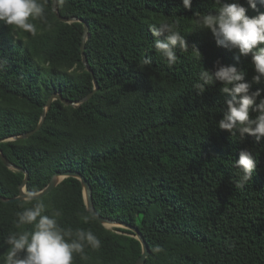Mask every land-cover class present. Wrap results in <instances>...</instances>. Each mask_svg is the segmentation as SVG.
Here are the masks:
<instances>
[{"label": "trees", "instance_id": "16d2710c", "mask_svg": "<svg viewBox=\"0 0 264 264\" xmlns=\"http://www.w3.org/2000/svg\"><path fill=\"white\" fill-rule=\"evenodd\" d=\"M65 16L87 22L85 52L94 72L85 67L83 23L60 21L52 0H38L43 18L31 20L36 35L0 22V139L34 129L54 92L76 101L55 99L33 135L0 142L2 152L29 172L27 191H39L56 171L78 170L93 188L96 210L138 227L150 248L146 264H264V141L231 137L217 127L225 95L216 82L203 94L194 85L199 72L219 64L255 71L251 55L216 44L210 30L195 27L196 12H215L214 0H66ZM248 7L247 0H226ZM264 12L249 7L248 15ZM176 25L191 49L177 48L171 67L155 53L152 25ZM163 39V37H161ZM145 57L150 65H143ZM264 88V82L252 91ZM247 149L258 161L253 180L235 187L233 162ZM25 173L0 158V194L20 192ZM46 213L61 211V227L91 230L101 241L74 254L73 264H136L142 254L134 231L107 228L86 208L81 181L64 179L40 198ZM25 200H0V255ZM87 215L85 224L82 216ZM30 225L22 230H30Z\"/></svg>", "mask_w": 264, "mask_h": 264}, {"label": "clouds", "instance_id": "9594fccd", "mask_svg": "<svg viewBox=\"0 0 264 264\" xmlns=\"http://www.w3.org/2000/svg\"><path fill=\"white\" fill-rule=\"evenodd\" d=\"M185 9H191L193 0H181ZM218 5L215 12H196L195 27L198 30H210L218 46L229 50H237L236 59L251 55V66L255 71L251 81L246 79L247 72L235 64H219L217 68L199 72V79L194 87L198 94H203L210 86L220 82L221 94L225 95L223 117L217 127L226 130L231 137L239 135L241 140L246 136L255 138L256 143L264 141V88L252 91L253 85L264 82V12L249 16V7L257 9L264 5V0H247L248 7L238 2L214 0ZM44 6L38 0H0V22L12 26L14 30H22L36 35V26L30 22L43 18ZM156 37L155 53L165 59L171 67L177 63V48L181 52L194 51L198 57L201 53L196 46L190 47L185 35L176 30L175 24L161 22L150 28ZM163 37V39H161ZM151 58L145 57L143 65H150ZM3 65L0 64V68ZM258 161L247 149L241 150L239 159L233 162L238 179L235 187L245 186L253 180ZM23 211L17 212L15 227L21 229L10 232L4 243L7 251L0 255V264H73L74 254H83L86 247L98 249L101 241L89 229L63 228L58 223L61 211L52 209L46 213V205L40 199L38 191L26 194ZM85 224L89 222L87 215L82 216ZM30 225V230H22Z\"/></svg>", "mask_w": 264, "mask_h": 264}, {"label": "water", "instance_id": "95a60500", "mask_svg": "<svg viewBox=\"0 0 264 264\" xmlns=\"http://www.w3.org/2000/svg\"><path fill=\"white\" fill-rule=\"evenodd\" d=\"M52 10H53V13L55 14V16L60 21H63V22L80 21L83 23L84 31H83V41H82V46H81L82 60H83V63L85 65L86 69L92 75H94V72H93V70L89 64L87 54L85 52V44H86L87 39L90 36L89 27H88L87 22H85L83 19L78 18L76 16L62 15L59 11L58 0H52ZM93 81H94L93 91H91L90 93H88L87 95H85L84 97H82L81 99L76 100V101L68 100V99L64 98L58 92L52 93L50 95V97L48 98L45 106H44V110L42 112L40 122L38 123V125L34 129L27 131V132H24L22 134L12 135L11 137H8V138H1L0 142L6 141V140L24 139V138H28L31 135H33L38 129H40L41 125L43 124V122L45 120L46 113H47L48 109L50 108L52 102L55 99H60L65 104L73 105L75 107H77V106L81 105L82 103L88 101L92 97L94 92L98 89V83H97V80L95 77L93 78ZM0 158L4 162V164L7 165L9 168L20 170V171H23L25 173V178L19 187V189H20L19 194L14 196V197H6V196L0 194V200L3 202H14V201L25 200L26 194L29 192V191H27V182L29 180V172L26 169L15 165L11 160H9V158L2 152L1 148H0ZM68 177H75L81 181L82 188H83V197H84L86 208H87L88 212L90 214H92L98 221H100L107 228L112 229L114 227H123V228H128V229H131L132 231H134L135 237L141 242V245H142V254L138 258V260L136 261V264H145L147 257L150 255V248L148 246V243H147L144 235L141 233V231L139 230L138 227H135V226H132V225L127 224L125 222H120V221H117L115 219H111V218H108V217L101 215L96 210L95 205H94L93 188H92L89 180L80 171H78V170L56 171L52 175L49 183L43 189L38 191L40 193V198L48 195L55 187H57L64 179H66Z\"/></svg>", "mask_w": 264, "mask_h": 264}, {"label": "rangeland", "instance_id": "374dc122", "mask_svg": "<svg viewBox=\"0 0 264 264\" xmlns=\"http://www.w3.org/2000/svg\"><path fill=\"white\" fill-rule=\"evenodd\" d=\"M70 8H71V6H70V4L68 3V1H66V0H62V1L60 2V9H61L62 12L66 13V12H68V11L70 10ZM111 227H112V226H111Z\"/></svg>", "mask_w": 264, "mask_h": 264}, {"label": "bare ground", "instance_id": "6f19581e", "mask_svg": "<svg viewBox=\"0 0 264 264\" xmlns=\"http://www.w3.org/2000/svg\"><path fill=\"white\" fill-rule=\"evenodd\" d=\"M146 264V263H145Z\"/></svg>", "mask_w": 264, "mask_h": 264}]
</instances>
